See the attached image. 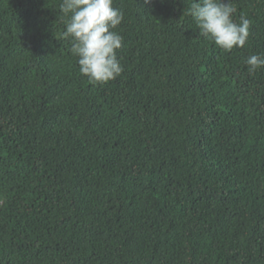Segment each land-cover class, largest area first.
<instances>
[{
    "label": "trees",
    "instance_id": "obj_1",
    "mask_svg": "<svg viewBox=\"0 0 264 264\" xmlns=\"http://www.w3.org/2000/svg\"><path fill=\"white\" fill-rule=\"evenodd\" d=\"M61 2L0 0V264H264V0H231L230 52L191 0H114L102 85Z\"/></svg>",
    "mask_w": 264,
    "mask_h": 264
},
{
    "label": "clouds",
    "instance_id": "obj_2",
    "mask_svg": "<svg viewBox=\"0 0 264 264\" xmlns=\"http://www.w3.org/2000/svg\"><path fill=\"white\" fill-rule=\"evenodd\" d=\"M59 12L67 18L63 36L71 38V52L78 58L80 74L101 85L119 77L123 66L117 50L124 38L116 29L124 20V12L114 6V0H62ZM235 13L231 0H191L187 7V15L196 21L200 35L228 52L243 48L250 36L251 21L243 14L236 20ZM244 63L249 72L264 68V53L250 55Z\"/></svg>",
    "mask_w": 264,
    "mask_h": 264
}]
</instances>
